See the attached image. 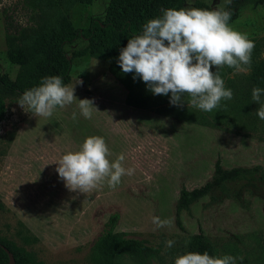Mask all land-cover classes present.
<instances>
[{
	"label": "rangeland",
	"instance_id": "rangeland-1",
	"mask_svg": "<svg viewBox=\"0 0 264 264\" xmlns=\"http://www.w3.org/2000/svg\"><path fill=\"white\" fill-rule=\"evenodd\" d=\"M195 1L186 0L182 9ZM202 1L223 10L228 0ZM108 3L63 0L62 7L74 26L86 27L91 17H104ZM39 9L29 0H0V66L11 75L18 67L4 56L5 37L35 26ZM229 26L254 42L251 67H212L233 98L211 112L188 106L187 95L184 105L173 106L170 93L153 95L134 73H113L105 60L75 56L86 46L81 38L65 47L72 61L66 85L75 87L77 99L94 100L98 111L91 119L80 114L78 101L45 118L22 109L19 96L7 100L0 122V236L27 251L28 264H92L91 247L111 213L118 214L116 232L160 249L150 264H174L199 232L214 244L217 257L264 264V120L256 114L260 105L252 99L251 81L264 60V7L245 5ZM90 136L104 138L110 162L123 154V166L135 170L115 189L105 182L88 193L73 192L56 172L62 155L78 151ZM216 162L236 174L215 183ZM206 182H213L210 191L183 210L177 223L180 188ZM154 215L171 223L154 230ZM168 240L175 242L170 248ZM119 261L136 264L127 256Z\"/></svg>",
	"mask_w": 264,
	"mask_h": 264
},
{
	"label": "clouds",
	"instance_id": "clouds-1",
	"mask_svg": "<svg viewBox=\"0 0 264 264\" xmlns=\"http://www.w3.org/2000/svg\"><path fill=\"white\" fill-rule=\"evenodd\" d=\"M230 2V0H229ZM229 11L205 10L200 8L164 9L162 15L143 25L142 34L128 39L122 48L118 64L123 73H134L153 95L167 96L173 106L184 105L187 95L188 106L205 112L220 107L222 100H231L233 92L225 87L218 71L224 66L237 72L251 67L254 42L228 24ZM244 66H247L245 68ZM82 84V81H78ZM75 87L63 83L60 76L44 77L38 86L25 90L17 103L26 112L36 117H51L57 107L64 108L78 101L80 114L91 119L94 110L93 99H77ZM264 89L254 87L252 99L260 107L257 116L264 120ZM98 111V110H97ZM72 119H77L73 112ZM103 137H87L80 149L62 155L56 162V172L65 187L70 191L88 193L103 183L115 189L124 175H133V168H125L123 154L114 162ZM154 230L167 227L171 221L152 217ZM166 241V247L174 245ZM236 258L230 255L213 257L188 252L175 258L174 264H235Z\"/></svg>",
	"mask_w": 264,
	"mask_h": 264
},
{
	"label": "trees",
	"instance_id": "trees-1",
	"mask_svg": "<svg viewBox=\"0 0 264 264\" xmlns=\"http://www.w3.org/2000/svg\"><path fill=\"white\" fill-rule=\"evenodd\" d=\"M186 0H109L103 18L91 17L86 27H76L63 11V0H29L30 5L38 6L35 26L22 28L18 34L5 37L4 56L10 65L18 67L11 75L0 66V122L7 110V100L21 97L25 90L38 86L47 76L58 75L66 85L70 80L72 61L66 51V45L76 39L85 40L86 46L74 51V55H89L92 58L105 60L108 68L115 73L121 70L118 64L120 50L126 47L128 39L142 34L143 25L150 19L158 18L164 9H182ZM247 4L264 7V0H229L223 11H229L234 21L239 10ZM191 8L214 10L202 0H196ZM252 85L264 89V60L255 69L251 78ZM235 171H224L220 164H215V180L233 177ZM213 182L203 186L187 189L181 187L178 193L175 214L177 223L183 210L199 198L206 195ZM4 207L0 197V209ZM118 219L117 213L108 216L106 227L91 247L89 259L92 264H120L123 256L129 257L136 264H150L160 255V249L145 243L144 240L128 237L114 230ZM0 243L14 255V264H28L30 254L22 247L0 236ZM187 253L207 252L217 257L216 249L210 239L202 232L192 234L187 242ZM8 263V255L0 246V264Z\"/></svg>",
	"mask_w": 264,
	"mask_h": 264
},
{
	"label": "water",
	"instance_id": "water-1",
	"mask_svg": "<svg viewBox=\"0 0 264 264\" xmlns=\"http://www.w3.org/2000/svg\"><path fill=\"white\" fill-rule=\"evenodd\" d=\"M0 246L4 249V251L7 253L8 255V263L7 264H14L15 262V258L13 253L3 244L0 243Z\"/></svg>",
	"mask_w": 264,
	"mask_h": 264
}]
</instances>
